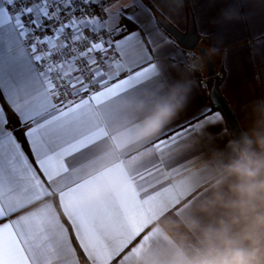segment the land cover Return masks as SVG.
Returning <instances> with one entry per match:
<instances>
[{"label":"snow or ice","instance_id":"6c2138e0","mask_svg":"<svg viewBox=\"0 0 264 264\" xmlns=\"http://www.w3.org/2000/svg\"><path fill=\"white\" fill-rule=\"evenodd\" d=\"M158 24L144 0H0V264H64L68 257L75 264H138L148 240L141 221L170 194L165 181L172 175L164 172H174L168 161L187 143V131L168 135L165 126L149 144L143 170L83 209L75 224L66 221L64 231L34 234L19 215L36 185L71 176L68 157L90 149L109 103L165 67ZM125 70L133 74L109 84ZM202 115L196 127L204 136L222 118L210 109Z\"/></svg>","mask_w":264,"mask_h":264},{"label":"crops","instance_id":"0c3cea01","mask_svg":"<svg viewBox=\"0 0 264 264\" xmlns=\"http://www.w3.org/2000/svg\"><path fill=\"white\" fill-rule=\"evenodd\" d=\"M144 3L152 7L156 21L162 19L182 34L187 31L189 17L193 19L199 46L207 49L214 63L213 82L254 146L257 138L264 137V0ZM116 7L114 4L113 10ZM98 13L103 14L100 8ZM140 21L143 27L154 26L147 15H141ZM154 37L157 47L167 54L165 67L136 85L138 90L109 103L104 130L95 137L90 149L84 150L85 155L68 157L73 165L67 180L39 183L22 201L24 210L19 219L34 234L55 230L57 226L64 231L66 221L75 224L83 209L128 185L150 159L149 144L169 124L168 135L187 131L181 138L187 143L181 144L168 161L174 172H164L172 175L169 182L165 181L170 194L149 208L141 221L148 240L138 264H178L189 260L190 256L174 238L173 229L179 224L197 243L205 231L221 227L222 212L211 203L212 182L225 165L238 159L240 151L225 126L223 114L209 101L210 88L207 91L206 87L210 78L202 56L197 50L180 46L160 24ZM132 74L122 71L109 84ZM165 108L170 115L160 127L150 135H141L145 122ZM208 109L219 113L222 119L202 136L196 125L203 121L202 113ZM17 135L23 139L22 133ZM84 242L89 243L87 237ZM64 264H75V258H65Z\"/></svg>","mask_w":264,"mask_h":264},{"label":"clouds","instance_id":"9594fccd","mask_svg":"<svg viewBox=\"0 0 264 264\" xmlns=\"http://www.w3.org/2000/svg\"><path fill=\"white\" fill-rule=\"evenodd\" d=\"M170 115L158 110L140 134L155 132ZM211 203L224 217L216 231H205L196 254L178 264H264V137L243 148L212 182Z\"/></svg>","mask_w":264,"mask_h":264},{"label":"water","instance_id":"95a60500","mask_svg":"<svg viewBox=\"0 0 264 264\" xmlns=\"http://www.w3.org/2000/svg\"><path fill=\"white\" fill-rule=\"evenodd\" d=\"M157 21L159 22L160 26L166 32H168L184 49L197 50L204 60L207 77L212 78L215 76L214 63L211 61L207 49L199 46V39L195 33L194 24L192 22L193 19L191 17H189V22H187L188 28L185 34L180 33L172 25L162 19H158ZM223 99L224 98L218 91L216 84L213 82L209 90V101H211V104L215 109L219 110L223 114L226 123L225 126L228 128L234 144L239 149V151H241L246 145L250 144V140L247 138L241 127L238 126L239 124L235 114L232 113V109Z\"/></svg>","mask_w":264,"mask_h":264},{"label":"trees","instance_id":"16d2710c","mask_svg":"<svg viewBox=\"0 0 264 264\" xmlns=\"http://www.w3.org/2000/svg\"><path fill=\"white\" fill-rule=\"evenodd\" d=\"M134 27V26H130ZM203 43H206L205 41H202ZM216 79V77L210 78L207 88V91L209 90V86H211V83ZM23 141V139H21ZM174 230V238L176 241H178L179 246L182 247V249L190 256V259L196 254V249L199 247V244L197 241L193 238V236L187 232V230L182 226L178 225L176 226ZM83 261V260H82Z\"/></svg>","mask_w":264,"mask_h":264},{"label":"built area","instance_id":"2783aa9c","mask_svg":"<svg viewBox=\"0 0 264 264\" xmlns=\"http://www.w3.org/2000/svg\"><path fill=\"white\" fill-rule=\"evenodd\" d=\"M99 8H96L95 11L98 12ZM99 88V85H96L95 88L93 90H97ZM68 99H72L71 97H69Z\"/></svg>","mask_w":264,"mask_h":264}]
</instances>
